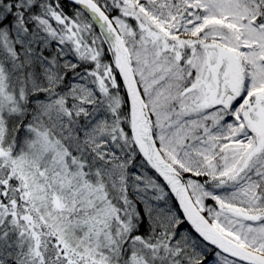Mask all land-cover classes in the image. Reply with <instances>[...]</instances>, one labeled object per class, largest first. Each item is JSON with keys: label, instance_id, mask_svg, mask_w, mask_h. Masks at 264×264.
Here are the masks:
<instances>
[{"label": "snow or ice", "instance_id": "snow-or-ice-1", "mask_svg": "<svg viewBox=\"0 0 264 264\" xmlns=\"http://www.w3.org/2000/svg\"><path fill=\"white\" fill-rule=\"evenodd\" d=\"M0 264H264V0H0Z\"/></svg>", "mask_w": 264, "mask_h": 264}]
</instances>
